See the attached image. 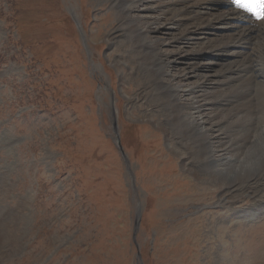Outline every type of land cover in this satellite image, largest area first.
<instances>
[{
    "label": "rangeland",
    "instance_id": "1",
    "mask_svg": "<svg viewBox=\"0 0 264 264\" xmlns=\"http://www.w3.org/2000/svg\"><path fill=\"white\" fill-rule=\"evenodd\" d=\"M119 13L0 0V264H264V179L219 205Z\"/></svg>",
    "mask_w": 264,
    "mask_h": 264
},
{
    "label": "bare ground",
    "instance_id": "2",
    "mask_svg": "<svg viewBox=\"0 0 264 264\" xmlns=\"http://www.w3.org/2000/svg\"><path fill=\"white\" fill-rule=\"evenodd\" d=\"M115 2L120 26L157 86L154 101L173 123L166 128L201 164L189 168L194 176L221 185L219 205L257 196L255 183L264 179V21L251 24L241 9L215 11L229 0ZM169 30L178 32L159 36ZM205 55L234 60L218 62L212 74L203 73L211 66L186 61Z\"/></svg>",
    "mask_w": 264,
    "mask_h": 264
},
{
    "label": "snow or ice",
    "instance_id": "3",
    "mask_svg": "<svg viewBox=\"0 0 264 264\" xmlns=\"http://www.w3.org/2000/svg\"><path fill=\"white\" fill-rule=\"evenodd\" d=\"M235 7L264 18V0H233Z\"/></svg>",
    "mask_w": 264,
    "mask_h": 264
}]
</instances>
